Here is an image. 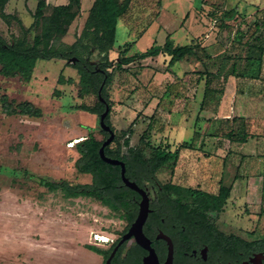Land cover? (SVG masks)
Segmentation results:
<instances>
[{"label":"rangeland","instance_id":"obj_1","mask_svg":"<svg viewBox=\"0 0 264 264\" xmlns=\"http://www.w3.org/2000/svg\"><path fill=\"white\" fill-rule=\"evenodd\" d=\"M137 1L131 13L136 17L133 25L141 31L161 14L162 5L158 0ZM25 2L11 0L7 11L14 18L10 22L0 17V35L10 42L22 38L17 19L26 26L33 22L29 6L35 7L37 0ZM200 3L195 0L197 5H189L187 0H178L173 6L165 7L162 18L171 33L194 12L190 29L201 27L203 32L193 41L197 46L187 60L172 66L168 65V58L159 57L134 61L118 70L108 69L113 71V78L106 81L104 89L113 103L109 121L116 134L110 147H120L123 154L129 155L125 140H130V147H140L145 131L149 136L146 141L154 146L169 145L172 150L179 146L175 140H189L195 131L198 146L203 135L199 131L205 121L214 119L212 110L223 101L217 137L206 136L210 145L204 149H182L177 166L173 167L171 162L161 168L156 174L157 181L163 186L173 183L211 193H217L221 183L228 186L235 183L234 197L220 214L211 216L215 228L243 239H264V179L248 178L250 167L234 160L232 141L225 135L234 127L226 119L232 114L234 97L240 98L244 92L257 97L264 95V80L248 77L237 83L235 78L241 76L231 75L234 64L237 75L245 67L247 46L254 43L255 35L264 37V11L245 19L240 12L234 15V0ZM88 4L86 0V9ZM76 21L67 42L74 41L80 31L83 20ZM152 29L132 53L146 49V44L154 39ZM42 30L40 26L32 31L30 44ZM127 35L121 26L117 45ZM160 36L166 37L163 31ZM203 43L208 45L203 48ZM50 44L53 48L66 49L60 39ZM83 53L81 49L78 55L84 56ZM97 54L91 63H100ZM261 74L263 77L264 70ZM61 77L74 83H60ZM80 79L73 62L64 59L39 60L29 75L0 74V95L7 93L16 104L30 101L43 111L40 118L9 116L3 113L0 102V264H104L105 256L90 246L108 250L111 242L101 243L95 235L116 241L129 224V215L124 211L114 210L92 197H68L63 191H51L40 182L41 178L67 180L74 185L91 181V175L80 173L75 164L84 143L99 149L106 135L98 115L76 108L81 104L93 107L99 101L94 93L80 95ZM76 139L81 140L71 146ZM150 151L147 149L148 155ZM204 152L208 153L206 157ZM256 164L257 171L264 173V160ZM236 175L244 178L239 176L236 180ZM145 187L151 199L157 201L158 187L151 182H146ZM123 250L124 247L119 256Z\"/></svg>","mask_w":264,"mask_h":264},{"label":"trees","instance_id":"obj_2","mask_svg":"<svg viewBox=\"0 0 264 264\" xmlns=\"http://www.w3.org/2000/svg\"><path fill=\"white\" fill-rule=\"evenodd\" d=\"M9 1L0 0V17L8 22H10L11 18H14L12 14L6 12ZM131 2L132 0H95L82 34L77 36L73 44L69 45L64 42L63 38L80 15L82 0H70L68 4L53 7H50L46 0H38L37 8L33 13L34 23L30 27H26L20 19H17L23 33L22 38L13 39V42H10L7 38L0 35V74L5 77H15L18 72H25V74L29 75L35 69L39 60H53L55 58L71 60V58L77 57L78 59L73 63V66L79 70L81 76L80 95L83 97L87 93H94L98 96L99 101L93 107L81 104L76 108L98 115L100 120V115L105 111L106 105L100 101L99 91L104 82L106 84V81H110L113 78V71H109V68L118 70L136 60L158 56L161 53L170 55L172 57L170 65H173L193 55L197 46L194 43L181 46L175 45L173 40L168 37L163 46L155 44L146 51L131 56L128 55L131 44L126 45L124 49L120 50L118 58L115 59L116 61L110 60L109 53L117 40L119 20L128 13ZM235 14L236 11L234 10ZM260 24L263 25V23ZM40 26L43 28L42 33L35 34L33 43L30 44V34ZM263 38L262 35H255L254 43H249L247 46L244 58L245 67L237 75V68L234 64L231 75L264 80V76L262 77L261 74L264 70ZM55 39H60L66 49L53 48L50 43ZM81 49L84 52V56L78 55ZM95 52L100 57V63L98 64L90 62L95 56ZM59 81L60 83H74V80L69 79L66 81L64 77H61ZM208 84L209 80H207V90H209ZM55 92L59 93V91ZM102 95L112 111L113 103H111L104 88ZM0 102L3 113L9 116L25 115L40 118L43 115L42 109L34 103L23 101L16 104L13 100H10L7 93L0 95ZM109 118L110 114L107 117V122L111 125ZM230 120L234 127L225 135L232 142L247 143L250 138L262 134L258 131H252L253 125L245 117L235 116L232 119H227V121ZM102 132L106 137L108 136V133ZM148 137V132L145 131L142 137V144L137 148L130 147V140L126 139L125 145L129 147V155L123 154L120 147L112 149L110 145L113 142L106 147V154L112 158L125 161L127 176L137 181L140 186L145 187L146 182L153 183L158 187V190L165 192L163 198L166 201L186 208L190 207V210L197 215L199 221L205 222L211 229H216L211 216L218 215L223 211L231 197L232 186L221 183L219 191L211 193L200 188L173 183H169L166 186L161 185L157 181V172L171 162L173 167H176L182 149H196L195 140L183 142L175 150H172L169 145H152L149 141H146ZM99 149L91 148L84 143L82 155L75 164L80 173L91 175L92 180L90 183L74 185L67 180H53L51 178H41L40 182L51 191H63L68 197L88 196L101 201L114 210L124 211L129 215V223H131L136 215L134 206L137 193L123 183L121 167L103 161ZM147 149L151 150L149 155L147 154ZM128 227L129 225L122 235ZM120 238L108 250H102L95 246H90V248L108 258Z\"/></svg>","mask_w":264,"mask_h":264},{"label":"flooded vegetation","instance_id":"obj_3","mask_svg":"<svg viewBox=\"0 0 264 264\" xmlns=\"http://www.w3.org/2000/svg\"><path fill=\"white\" fill-rule=\"evenodd\" d=\"M164 193L158 190L157 201L150 197L151 212L144 225V233L160 264H164L169 256V239L174 249L173 264H264V239L253 241L234 233L211 229L208 224L199 221L193 211L166 201ZM140 200L141 196L137 193L134 220ZM134 220L128 224L129 227ZM123 247V253L119 256V250L112 264H144L151 253L135 239L126 242ZM106 260L104 258V262Z\"/></svg>","mask_w":264,"mask_h":264},{"label":"crops","instance_id":"obj_4","mask_svg":"<svg viewBox=\"0 0 264 264\" xmlns=\"http://www.w3.org/2000/svg\"><path fill=\"white\" fill-rule=\"evenodd\" d=\"M25 1H26L25 3H28V4L30 3V0H25ZM46 1L50 7L58 6V5H65V4H68L70 2V0H46ZM85 1L86 0H82L81 13L76 18V20L80 18L83 21H82V26L80 28V31L75 36V40L72 42L66 41V38L69 35L70 29H69L68 33L66 34V36L63 38L64 42L69 44V45L73 44L76 41L77 36H80L82 34L83 29H84L85 24H86V21H87V18H88L89 13H90V9H91L95 0H89L90 4H88L89 6L87 7V9L84 6ZM143 1H147V3H149V1H151V0H139V3H142ZM177 1L178 0H169V1L167 0V3H165L164 0H158L157 2H161V5H162L161 14L158 15L156 18H154L150 22V24H148L146 26L145 29L138 31V29L133 25V20H135L136 17H133L132 13H131V8L133 7V4L135 2L138 3V1L132 0L128 13L119 20L118 27H117V40H116V43H115L113 49L110 50V53H109L110 60L117 59L119 56L120 50L122 48L124 49L126 47V45H130V44H131V49L128 52V55L131 56V55H135L136 53L146 51L148 48H150L151 46H153L155 44L163 46L166 43L168 37H170V39L173 40L175 45H180V46L192 44L193 41L196 40V38H199V35H198L199 32H201L200 35L203 32V31H200L201 27H200V29H193V30L190 29V23L189 22H190V18H192L194 16V12L190 14V17L188 20H186L184 22L182 21V23H184V24L181 23L180 27H178L179 29L175 28V30L172 31L171 33L164 26V23L162 22V18L165 14V10L167 9L165 7L167 5L173 6L175 3H177ZM200 1H201L200 4L204 3V5H206L205 2L207 0H200ZM10 2H11V0L9 1V3ZM9 3H8V5H9ZM187 3L189 5H197V4H195V0H187ZM8 5H7V7H8ZM37 5H38V0L36 2L35 7L29 6V10L32 11V16H33V13L35 12V10L37 8ZM7 7H6V12L9 13L7 11ZM234 10L237 13L240 12L242 14V17H244L245 19H249L250 17H252V15L254 13H257L259 11H264V0H234ZM236 16H239V15H236ZM76 20L74 22H77ZM33 23H34V17H33L32 24ZM31 25H29V26L25 25V26L30 27ZM72 25H71V27H72ZM121 26L125 30V32L126 31L128 32V35L126 36L127 38L125 37V41L123 43L117 45L119 28ZM152 27H153V29L151 30V32L153 33L154 39H151L150 43L146 44L145 50L140 51V52H136V53H132V49L138 45V43L145 37L146 33H148V31ZM162 31L164 33V36H166L165 38H162L160 36ZM207 45H208L207 43H203L202 47L205 48ZM94 51H96V50H94ZM96 57L100 58L99 56H96ZM159 57L168 58V65H170V61H171L172 57L170 55L164 54V53H161L158 56L148 57V58L142 59L140 61L153 60V59H156ZM188 58H189V56L187 57V59ZM55 59H58V58H55ZM187 59L185 58V59L178 61L176 63L182 62V61L187 60ZM136 61H138V60H136ZM176 63H174L172 66H175ZM235 79H236V82L238 83L239 80L248 79V77H242L241 76V77L235 78ZM233 103H234V106L232 107V114L228 115V117H226V119H232L235 116L245 117L249 121H251V123L253 125L252 131H258L259 133H262L261 135L258 134V136L250 138L247 143L231 142L232 148H233L232 151H234V160L238 159L239 161L244 162V164L246 163L245 164L246 166L250 167L248 170V172H249L248 178L249 179H251L253 176L258 177V178L261 177L264 179V173L261 171H257L258 168L255 167V165H257L256 164L257 161L259 163V162H262L264 160V95L257 97L256 95L249 94L248 92H244V93H242V96L240 98L234 97ZM238 103L241 104V107L238 106ZM223 104H224L223 101H221L220 104H216L214 109L212 110V112L215 116L214 119H211V121H208V122L205 121L204 127H202V129L199 131V132H202L203 135L200 137L199 145L198 146L196 145V149H199V148L204 149L205 147H207V145H210V143H208V140L205 139L206 136L212 135L214 137H217L216 135H218V133H219L218 130L220 129V126H219L220 121H217V120H219V118H222L219 116L223 112ZM225 111H228V109L226 108ZM236 113H237V115H236ZM186 124H188V123H186ZM206 124H208V127H206ZM195 134H196V132L194 131L193 137L190 138L189 140H183L181 142H178V140H175L174 142H176V145H179L183 142H191L192 140H195V138H194ZM198 134H200V133H198ZM195 144H196V140H195ZM219 152H223V149H219ZM203 154H204V156L208 155L207 152H204ZM217 154H220V153H217ZM223 156H225V155H223ZM226 158H227V156H226ZM250 169H251V171H250ZM239 176L242 179L244 178L241 175H236L235 179L238 180L237 177H239ZM91 180H92V178H91ZM90 182H88V183H90ZM234 185H235V183L231 185L232 186V194H231L230 199L232 197H234Z\"/></svg>","mask_w":264,"mask_h":264},{"label":"water","instance_id":"obj_5","mask_svg":"<svg viewBox=\"0 0 264 264\" xmlns=\"http://www.w3.org/2000/svg\"><path fill=\"white\" fill-rule=\"evenodd\" d=\"M77 57L71 58V62L75 63L77 61ZM105 82L102 84L99 91V98L102 103L106 105L105 111L100 115V126L103 131L108 133V136L103 141L102 146L99 149V153L103 161L106 163L120 166L121 167V177L123 183L138 193L141 196V200L139 202V211L136 219L131 224L129 229L122 235L116 246L113 248L110 256L104 262V264H112L113 259L116 254L120 250V248L128 241L135 239L138 244L141 246L150 249V255L145 259L144 264H160L157 255L154 252V249L151 248L150 241L144 233V225L148 219L149 213L151 212L150 207V195L146 187L140 186L137 181L132 180L129 176H127V166L126 162L120 159L112 158L106 154V147L109 146L112 142H114L116 138V134L110 124L107 122V117L111 112V107L106 101V99L102 95V90L104 88ZM170 247H169V256L164 264H173L174 259V249L172 241L169 239Z\"/></svg>","mask_w":264,"mask_h":264},{"label":"built area","instance_id":"obj_6","mask_svg":"<svg viewBox=\"0 0 264 264\" xmlns=\"http://www.w3.org/2000/svg\"><path fill=\"white\" fill-rule=\"evenodd\" d=\"M103 238H104V236H102V235H99V234L95 235V239L100 241L101 243H105V244L108 243L109 244V242H111V244H113L115 241V240L111 241L109 237L107 238V240H104Z\"/></svg>","mask_w":264,"mask_h":264},{"label":"bare ground","instance_id":"obj_7","mask_svg":"<svg viewBox=\"0 0 264 264\" xmlns=\"http://www.w3.org/2000/svg\"><path fill=\"white\" fill-rule=\"evenodd\" d=\"M81 139H76L75 142L73 144H71V146H73L75 143H78ZM108 237L104 236V240H107Z\"/></svg>","mask_w":264,"mask_h":264}]
</instances>
